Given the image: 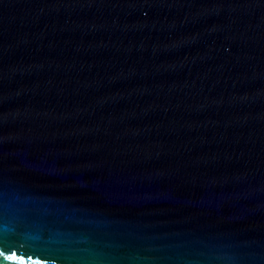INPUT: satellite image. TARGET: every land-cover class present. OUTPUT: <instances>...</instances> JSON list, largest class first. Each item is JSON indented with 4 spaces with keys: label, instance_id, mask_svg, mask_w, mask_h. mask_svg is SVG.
Returning <instances> with one entry per match:
<instances>
[{
    "label": "water",
    "instance_id": "1",
    "mask_svg": "<svg viewBox=\"0 0 264 264\" xmlns=\"http://www.w3.org/2000/svg\"><path fill=\"white\" fill-rule=\"evenodd\" d=\"M0 264H264V0H0Z\"/></svg>",
    "mask_w": 264,
    "mask_h": 264
}]
</instances>
